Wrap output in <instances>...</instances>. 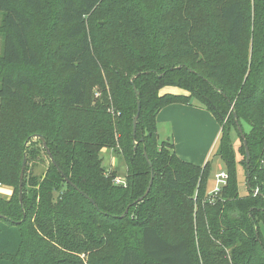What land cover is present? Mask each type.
<instances>
[{"label": "trees", "instance_id": "obj_1", "mask_svg": "<svg viewBox=\"0 0 264 264\" xmlns=\"http://www.w3.org/2000/svg\"><path fill=\"white\" fill-rule=\"evenodd\" d=\"M192 99L220 126L227 180L212 200L210 162L158 142V112ZM104 150L125 163L119 184ZM0 185L14 190L0 197V264H194L191 244L200 264H264V0H0Z\"/></svg>", "mask_w": 264, "mask_h": 264}, {"label": "crops", "instance_id": "obj_2", "mask_svg": "<svg viewBox=\"0 0 264 264\" xmlns=\"http://www.w3.org/2000/svg\"><path fill=\"white\" fill-rule=\"evenodd\" d=\"M159 94L188 95L173 87H165L159 91ZM156 128L158 137L162 132L165 140L171 138L173 150L181 160L185 159L196 166H202L210 161L220 136L213 114L195 103L172 104L162 108L156 116ZM194 149H198L199 152V157L195 160L191 158ZM105 154L109 155V152L102 151L100 154L102 159ZM115 162V159L110 157V165H115Z\"/></svg>", "mask_w": 264, "mask_h": 264}, {"label": "rangeland", "instance_id": "obj_3", "mask_svg": "<svg viewBox=\"0 0 264 264\" xmlns=\"http://www.w3.org/2000/svg\"><path fill=\"white\" fill-rule=\"evenodd\" d=\"M221 1L224 3L227 0H221ZM207 5L208 6H206L205 9L202 11L203 15L209 21L215 20L216 19L215 7L217 6V4L215 6H213L211 4V2H208ZM50 16H52V12L46 14V18H48ZM96 22L97 21L94 20L93 25H96ZM43 23H44V20H41L38 24H36L35 29L32 32V38H33L34 42L37 41L38 33L40 32V29H41V26L43 25ZM222 28H224V25L221 23L220 27L217 28V32L223 31ZM251 31H252L251 27H248L246 29L245 34H244V43H246L249 40V38L251 37V33H250ZM179 90H181V89H179ZM192 102L195 104H199V102L195 99H192ZM242 125H243L242 128L247 132L248 126H246V124H244V123ZM217 126L219 127V130H220V126H219L218 122H217ZM219 133H220V131H219ZM159 134H160V137L158 139V142L160 143L162 140H165V137L162 136V132H160ZM229 139H230V142H231L234 150L236 151V160H237V162H239V165H237L238 193L240 196H244L247 193L246 187H245V181H244V177H243V175H244L243 166L241 164V163H244V161H243L244 157L239 152V149H240L239 147L241 146V141H240L239 136L237 134V131L235 130L234 127H230V129H229ZM106 151L109 152V155L105 154L103 156V168H104V170L107 171L108 173L114 172L116 174V178H124L125 172H126V166H125L124 161L121 158L115 157L112 151H110V150H106ZM214 152H212L211 157H210V161H209L210 165H211V172H210V174L207 178V182H206V192L207 193H211L213 191V189L216 188V186H222V184H223L222 181L217 180L216 175L221 170H223L225 172V169H224L223 163L221 162L220 158L215 156ZM110 157L111 158L113 157L115 159V161H116L115 165H112V166L110 165ZM197 157H199L198 149L192 150L191 158L195 160ZM40 158L41 159L29 164V173L33 174L36 177L41 176L45 172L47 164H48L47 157H45V155L43 153L40 154ZM182 160L189 163V161H187L185 159H182ZM13 191H14L13 188L10 186L0 185V197L6 201H8L11 198ZM191 249H192V256H193L194 264H200V262L198 260L199 256L197 254L196 244H191ZM79 258L83 262V264L86 263V256L85 255L80 254Z\"/></svg>", "mask_w": 264, "mask_h": 264}, {"label": "water", "instance_id": "obj_4", "mask_svg": "<svg viewBox=\"0 0 264 264\" xmlns=\"http://www.w3.org/2000/svg\"><path fill=\"white\" fill-rule=\"evenodd\" d=\"M135 95H137V93L135 92ZM139 110H140V103L137 102V110H136V114L133 118V122H132V135L134 136L135 134V129H136V124H137V120H138V116H139ZM236 125H237V130H238V133H239V136L240 138L242 139V144L244 146V149H245V162H246V167L248 165V158H249V153H248V149H247V145H246V141L244 139V134H243V131L241 129V127L237 124L236 122ZM36 138H38L39 140H41L43 142V146H45V143L42 139L41 136H37ZM144 157L145 159L147 160V156L144 152ZM25 165H26V159L25 157L23 158V162H22V166H21V170H20V175H19V199H21V194H22V180H23V172H24V168H25ZM148 165L150 166V163L148 162ZM152 180H153V174L151 172V177H150V181L148 183V187L145 191V194L143 195V198L148 194L149 190H150V187H151V184H152ZM82 194V193H81ZM84 197H86L84 194H82ZM140 201V200H138ZM92 202V201H91ZM93 203V202H92ZM127 211V210H126Z\"/></svg>", "mask_w": 264, "mask_h": 264}, {"label": "built area", "instance_id": "obj_5", "mask_svg": "<svg viewBox=\"0 0 264 264\" xmlns=\"http://www.w3.org/2000/svg\"><path fill=\"white\" fill-rule=\"evenodd\" d=\"M216 178L218 181H222L223 184L222 186H216L215 189H213V191L211 193H209V200H212L213 198H215L221 191L222 187L225 185L226 183V180H227V174L225 172H219L217 175H216ZM114 183L116 184H119L120 181L118 178L114 179L113 180ZM258 193V189H255L253 191V194H257Z\"/></svg>", "mask_w": 264, "mask_h": 264}]
</instances>
